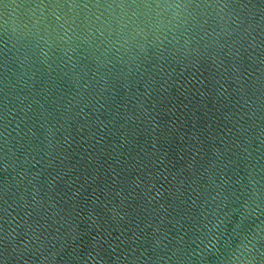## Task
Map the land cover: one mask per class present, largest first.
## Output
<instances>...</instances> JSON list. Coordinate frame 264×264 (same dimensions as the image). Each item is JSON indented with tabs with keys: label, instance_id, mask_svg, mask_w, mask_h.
I'll use <instances>...</instances> for the list:
<instances>
[{
	"label": "water",
	"instance_id": "obj_1",
	"mask_svg": "<svg viewBox=\"0 0 264 264\" xmlns=\"http://www.w3.org/2000/svg\"><path fill=\"white\" fill-rule=\"evenodd\" d=\"M0 264H264V0H0Z\"/></svg>",
	"mask_w": 264,
	"mask_h": 264
}]
</instances>
